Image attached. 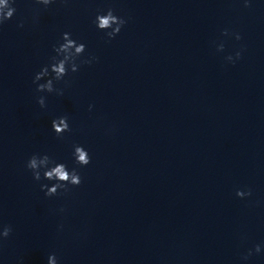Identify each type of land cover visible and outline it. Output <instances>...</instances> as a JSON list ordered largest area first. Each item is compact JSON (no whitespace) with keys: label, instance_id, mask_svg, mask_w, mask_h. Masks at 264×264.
<instances>
[{"label":"clouds","instance_id":"9594fccd","mask_svg":"<svg viewBox=\"0 0 264 264\" xmlns=\"http://www.w3.org/2000/svg\"><path fill=\"white\" fill-rule=\"evenodd\" d=\"M61 2L67 4L68 0H61ZM34 3L37 5H43L47 8L49 5L57 3V0H34ZM15 4L16 0H0V26H3L14 17L17 12ZM243 5L245 8H251L252 0H243ZM93 23L98 30L105 32L107 41L110 42L119 35L122 28L126 25L127 20L124 17L114 14L112 8H108L105 12H98ZM17 27L23 28L24 21L21 20ZM222 35H233L237 41L242 39L238 32L230 33L227 29L222 31ZM61 41L62 42L53 45V52L55 55L50 57L49 63L42 66L40 71L37 72L33 78L32 82L36 85L35 91L37 93H54L57 96H63L64 89L58 88L55 85L61 81L67 85L69 81L65 80L66 76L70 73L78 72L81 65H91L98 59L91 54L87 58L81 59L86 52V45L73 39L69 32L62 33ZM224 47V43L221 42L217 45V51H223ZM242 52L243 49L238 50L234 55H228L225 59L228 62L235 63L241 58ZM42 80L45 82L40 83ZM37 103L40 108H46V97L44 95L38 96ZM92 107V105H89V111H91ZM51 123L52 130L57 137H63L64 133L72 131L67 116L57 117L53 119ZM72 157L74 163L79 167H86L91 163V156L82 145H73ZM25 167L31 172L35 181L45 180L52 182L51 184H40V190L49 198L68 193L72 188L79 187L83 182L81 175L75 167L70 170L65 163L57 162L46 153L32 154L28 158ZM251 195L252 192L250 189L247 191L238 189L236 191V196L242 199ZM60 211L63 212L64 209L61 208ZM60 227L62 229L63 225ZM12 232L13 229L11 225H0V249L3 248ZM261 251L262 246L257 244L254 249H249L242 259L246 261L253 254H259ZM47 264H59L58 257L55 253L48 255Z\"/></svg>","mask_w":264,"mask_h":264}]
</instances>
